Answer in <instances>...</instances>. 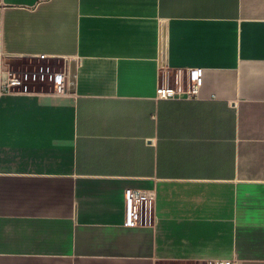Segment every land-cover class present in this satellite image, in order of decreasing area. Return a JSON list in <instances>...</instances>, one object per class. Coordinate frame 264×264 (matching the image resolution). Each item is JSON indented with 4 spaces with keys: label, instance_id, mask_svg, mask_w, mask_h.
Instances as JSON below:
<instances>
[{
    "label": "crops",
    "instance_id": "0c3cea01",
    "mask_svg": "<svg viewBox=\"0 0 264 264\" xmlns=\"http://www.w3.org/2000/svg\"><path fill=\"white\" fill-rule=\"evenodd\" d=\"M161 25L196 98H156ZM22 59L74 82L0 96V264H264V0H0Z\"/></svg>",
    "mask_w": 264,
    "mask_h": 264
},
{
    "label": "built area",
    "instance_id": "2783aa9c",
    "mask_svg": "<svg viewBox=\"0 0 264 264\" xmlns=\"http://www.w3.org/2000/svg\"><path fill=\"white\" fill-rule=\"evenodd\" d=\"M159 57L160 77L156 88V98L160 100L179 99L185 97L192 99L198 97L202 84V68L181 69L170 68L164 62V36L163 26L159 30ZM49 81L53 84V94L66 96L69 94V73L63 69L58 73L48 70L16 73L4 68L0 71V96L14 93L27 92L29 84ZM125 201V225L128 227L155 224L157 218L154 213V205L150 198L145 197L140 191L126 189ZM216 264H233L231 261H220Z\"/></svg>",
    "mask_w": 264,
    "mask_h": 264
},
{
    "label": "rangeland",
    "instance_id": "374dc122",
    "mask_svg": "<svg viewBox=\"0 0 264 264\" xmlns=\"http://www.w3.org/2000/svg\"><path fill=\"white\" fill-rule=\"evenodd\" d=\"M8 69L11 71H40L48 70L51 73H58L63 70V60L58 59H22L11 62Z\"/></svg>",
    "mask_w": 264,
    "mask_h": 264
},
{
    "label": "water",
    "instance_id": "95a60500",
    "mask_svg": "<svg viewBox=\"0 0 264 264\" xmlns=\"http://www.w3.org/2000/svg\"><path fill=\"white\" fill-rule=\"evenodd\" d=\"M69 82H70V89L72 90V84H73V82H74V72L71 70L70 71V80H69Z\"/></svg>",
    "mask_w": 264,
    "mask_h": 264
}]
</instances>
